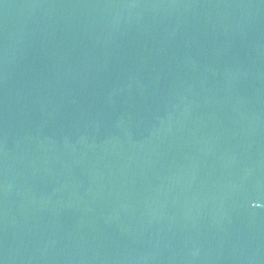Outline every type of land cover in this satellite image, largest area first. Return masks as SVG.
I'll return each instance as SVG.
<instances>
[{
    "label": "water",
    "instance_id": "obj_1",
    "mask_svg": "<svg viewBox=\"0 0 264 264\" xmlns=\"http://www.w3.org/2000/svg\"><path fill=\"white\" fill-rule=\"evenodd\" d=\"M0 264H264V0H0Z\"/></svg>",
    "mask_w": 264,
    "mask_h": 264
}]
</instances>
